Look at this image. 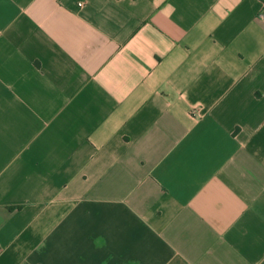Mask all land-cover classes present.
I'll use <instances>...</instances> for the list:
<instances>
[{"label": "crops", "instance_id": "0c3cea01", "mask_svg": "<svg viewBox=\"0 0 264 264\" xmlns=\"http://www.w3.org/2000/svg\"><path fill=\"white\" fill-rule=\"evenodd\" d=\"M0 264H264V2L0 0Z\"/></svg>", "mask_w": 264, "mask_h": 264}, {"label": "trees", "instance_id": "16d2710c", "mask_svg": "<svg viewBox=\"0 0 264 264\" xmlns=\"http://www.w3.org/2000/svg\"><path fill=\"white\" fill-rule=\"evenodd\" d=\"M262 2H264V0H261Z\"/></svg>", "mask_w": 264, "mask_h": 264}]
</instances>
